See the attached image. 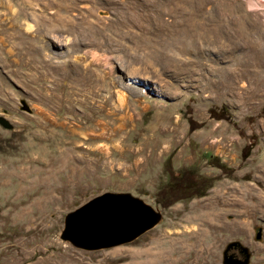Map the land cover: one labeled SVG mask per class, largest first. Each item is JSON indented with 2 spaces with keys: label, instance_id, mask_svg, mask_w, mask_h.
I'll use <instances>...</instances> for the list:
<instances>
[{
  "label": "rangeland",
  "instance_id": "374dc122",
  "mask_svg": "<svg viewBox=\"0 0 264 264\" xmlns=\"http://www.w3.org/2000/svg\"><path fill=\"white\" fill-rule=\"evenodd\" d=\"M1 2L22 18L0 33V264H222L230 242L264 264L258 0ZM107 193L158 223L105 249L61 240Z\"/></svg>",
  "mask_w": 264,
  "mask_h": 264
},
{
  "label": "water",
  "instance_id": "95a60500",
  "mask_svg": "<svg viewBox=\"0 0 264 264\" xmlns=\"http://www.w3.org/2000/svg\"><path fill=\"white\" fill-rule=\"evenodd\" d=\"M0 126L10 129V124L0 117ZM158 212L128 194H102L65 215L60 238L83 250H99L130 242L155 226ZM257 228L254 240L260 239ZM238 245L246 257L241 262L231 261L227 252ZM222 264H247V250L237 242L228 243L222 252Z\"/></svg>",
  "mask_w": 264,
  "mask_h": 264
},
{
  "label": "bare ground",
  "instance_id": "6f19581e",
  "mask_svg": "<svg viewBox=\"0 0 264 264\" xmlns=\"http://www.w3.org/2000/svg\"><path fill=\"white\" fill-rule=\"evenodd\" d=\"M258 3H259V5H263L264 6V0H258ZM0 6H2V7H5V8H7V15L8 16H10L9 17V27L7 28V26H6V28H4V29H2L1 31H0V33H8L9 32V30H11V31H13L14 32V34L15 33H18L19 31H20V29H21V25L19 24V22H20V20H21V18H22V12H15V11H9V9H10V7L8 8V6L6 5V4H4V3H0ZM102 122H104V121H102ZM80 126V125H79ZM61 128L63 131H62V135L60 134V135H58V137H64V135H65V133H73L74 131H72L71 129H70V127L66 124V123H63V124H59V125H55V128ZM52 136V135H51ZM55 138L56 139H59V138H57L56 136H55ZM55 139V140H56ZM60 140V139H59ZM60 141H62V140H60ZM59 148H61V146L59 147ZM67 150V149H66ZM217 195V194H216ZM209 199V198H208ZM226 201V200H225ZM217 209V208H216ZM216 209H214V210H216ZM212 213H208V212H206L205 214H201V215H198V217L199 218H206L207 219V222H208V225H210L211 223H212V221L214 220V218L216 217L215 216V214H216V212L215 211H211ZM198 219V218H197ZM214 222V221H213ZM196 226V225H195ZM187 231V230H186ZM183 244H185V243H183ZM169 256V255H168Z\"/></svg>",
  "mask_w": 264,
  "mask_h": 264
},
{
  "label": "flooded vegetation",
  "instance_id": "af4514ba",
  "mask_svg": "<svg viewBox=\"0 0 264 264\" xmlns=\"http://www.w3.org/2000/svg\"><path fill=\"white\" fill-rule=\"evenodd\" d=\"M227 257L233 262H241L245 257V253L241 252V249L238 245H234L230 248V250L227 252ZM249 254L247 251V260H248Z\"/></svg>",
  "mask_w": 264,
  "mask_h": 264
}]
</instances>
